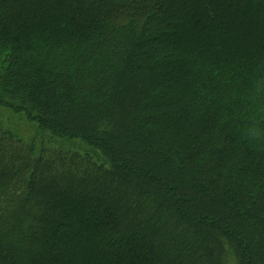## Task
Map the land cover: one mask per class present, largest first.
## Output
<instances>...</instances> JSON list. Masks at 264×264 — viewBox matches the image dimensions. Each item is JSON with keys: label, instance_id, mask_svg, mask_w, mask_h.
I'll return each instance as SVG.
<instances>
[{"label": "trees", "instance_id": "1", "mask_svg": "<svg viewBox=\"0 0 264 264\" xmlns=\"http://www.w3.org/2000/svg\"><path fill=\"white\" fill-rule=\"evenodd\" d=\"M0 264H264V0H0Z\"/></svg>", "mask_w": 264, "mask_h": 264}, {"label": "rangeland", "instance_id": "2", "mask_svg": "<svg viewBox=\"0 0 264 264\" xmlns=\"http://www.w3.org/2000/svg\"><path fill=\"white\" fill-rule=\"evenodd\" d=\"M0 131L6 132L13 136L15 139H21L26 144H32L35 140L38 143V150L41 149V145L44 144L47 148H64L65 150H73L77 151L81 154L90 153L92 154L98 161H100V157L93 151H90L84 145L67 142H58L55 139H52L48 136L41 138L37 135V132L34 128V125L29 123L24 117L18 114H14L9 110L0 109Z\"/></svg>", "mask_w": 264, "mask_h": 264}]
</instances>
